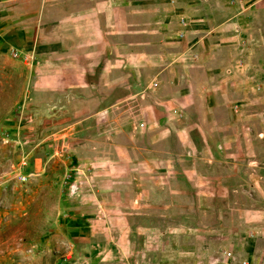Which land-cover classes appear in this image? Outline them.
<instances>
[{"label": "crops", "instance_id": "obj_1", "mask_svg": "<svg viewBox=\"0 0 264 264\" xmlns=\"http://www.w3.org/2000/svg\"><path fill=\"white\" fill-rule=\"evenodd\" d=\"M16 20L0 51L30 61L31 92L70 95L79 125L104 110L122 143L107 169L120 160L127 196L61 204V264H264V206L225 179L227 130L264 137V0H52ZM178 122L201 131L153 132Z\"/></svg>", "mask_w": 264, "mask_h": 264}, {"label": "rangeland", "instance_id": "obj_2", "mask_svg": "<svg viewBox=\"0 0 264 264\" xmlns=\"http://www.w3.org/2000/svg\"><path fill=\"white\" fill-rule=\"evenodd\" d=\"M51 1L0 0V18L19 21ZM27 64L30 61L25 58L0 51V264H61L69 246L61 204L80 192L127 196L122 185L118 190L112 187L113 182L124 181L120 160L115 172L107 169L110 152H120L122 143L120 136L106 137L109 125L99 119L104 110L93 122L79 125L80 110L70 95L31 92ZM41 100L45 107L40 109ZM176 115L181 117L182 112ZM119 127L112 125L110 131L119 132ZM191 127L178 122L153 132L201 131ZM227 132H238L240 139L226 142L239 154L235 157L238 172L226 173L225 179L243 188L238 197L253 198L252 206L263 207L264 137L253 138L249 125ZM88 151H95L96 156H79ZM69 178L79 185L74 193ZM151 191L146 190L145 196H151Z\"/></svg>", "mask_w": 264, "mask_h": 264}, {"label": "built area", "instance_id": "obj_3", "mask_svg": "<svg viewBox=\"0 0 264 264\" xmlns=\"http://www.w3.org/2000/svg\"><path fill=\"white\" fill-rule=\"evenodd\" d=\"M180 22H182V20H180ZM181 34H179V36H180ZM9 53H10V56L12 57V58H17L18 57V55H17V53L14 51V50H10L9 51ZM67 181H68V183H69V186H70V192H72V193H74V192H76L78 189H79V185H78V183H75V182H73L72 180H71V178H69V179H67ZM229 252H225V256H229ZM242 264H244V262L242 263Z\"/></svg>", "mask_w": 264, "mask_h": 264}]
</instances>
